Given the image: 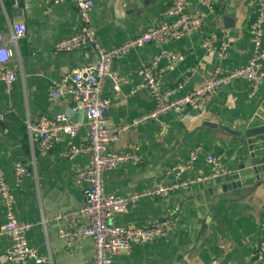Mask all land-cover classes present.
Instances as JSON below:
<instances>
[{
  "label": "crops",
  "instance_id": "obj_1",
  "mask_svg": "<svg viewBox=\"0 0 264 264\" xmlns=\"http://www.w3.org/2000/svg\"><path fill=\"white\" fill-rule=\"evenodd\" d=\"M91 1L90 23L95 40L105 49L148 27L175 19L164 13L172 0H139V4L137 0ZM206 1L210 8L198 0H187L185 11L197 12L205 21L195 31L163 45L148 43L112 62L111 68L120 81L118 90L113 89L109 79L103 83L102 95L110 100L105 121L109 126L131 125L108 149L133 152L140 161H125L105 171V193L122 195L177 178L211 175L213 168L205 159L208 154L221 155L224 172L240 163L243 138L232 131L242 129L262 109L264 79L251 92L249 82L236 78L220 85L202 108L170 111L134 122L155 106L148 91L140 87V62L151 61L161 50L182 55L172 69L160 74L163 87L175 88L174 96L201 86L215 66L235 69L250 57L253 46L248 27L257 0ZM16 21L25 25V35L12 46L11 64L16 78L9 89L0 83V110L7 112L0 121V169L14 196L13 214L16 220L30 223L27 242L45 257V261L31 264H91L93 242L89 237L68 241L59 236L60 229L86 223L87 219L56 218L84 205L85 183H78L75 173L89 163L90 156L80 153L68 158L67 136L47 152H40L31 138L27 119L34 114H65L71 109L74 118H69L80 120L70 98L48 100L47 91L63 73L94 62L96 52L89 45L74 50L54 49L56 41L79 28L77 8L69 0H0V33L7 37ZM223 34L227 48L221 59L204 48L202 41L212 36L219 42ZM165 64L161 59L158 66ZM78 123L75 142H85L88 129L83 116ZM196 147L197 156L186 170L180 175L168 172L171 166L186 163ZM19 161L27 163L29 173L16 184L13 170ZM200 182L163 197L144 198L110 216L109 223L134 227H145L168 215L176 217L165 234L149 242L132 243L113 255L112 264H257L252 255L254 243L264 239V177L196 203V194L204 190ZM5 220L6 206L0 195V225ZM10 242L9 236L0 234V264H17L5 257Z\"/></svg>",
  "mask_w": 264,
  "mask_h": 264
},
{
  "label": "built area",
  "instance_id": "obj_2",
  "mask_svg": "<svg viewBox=\"0 0 264 264\" xmlns=\"http://www.w3.org/2000/svg\"><path fill=\"white\" fill-rule=\"evenodd\" d=\"M46 3H59L65 0H44ZM77 8L79 18L78 30L69 37L54 43L55 50H74L89 45L96 52L94 62L74 68L54 79L47 91L48 100L70 98L73 108L81 111L84 123L88 129L85 142H75L79 123L71 120L63 113L52 116L34 114L27 119V127L31 138L35 141L40 152H47L56 143L69 137L66 147V156L73 158L80 153H87L90 161L78 169L75 178L78 183H85L83 187L84 205L77 210L56 215V218L82 216L86 223L76 224L72 228L59 230V236L68 241H75L82 237H89L93 242V256L91 264H112L113 255L128 249L132 243L149 242L165 234L175 223L176 217L168 215L162 219L151 222L145 227L123 226L108 222V218L115 213L123 212L135 206L144 198L153 199L163 197L171 191L223 173L220 154L206 155V161L212 166V174L193 178H177L174 181L152 188H146L127 194L105 193L103 190V174L119 163L131 161L138 163L140 158L133 152H114L108 149L111 142L116 140L131 124L109 126L105 121V111L110 100L102 95V86L105 79L112 82L113 89H119L120 77L111 68L114 60L148 43L163 45L171 39L179 38L191 33L204 24V18L197 12H186L187 0H172L164 9L166 15H173L175 19L168 24L148 27L141 33L128 37L120 44L109 49L100 47L95 40L94 30L90 23L91 0H69ZM210 8L206 0H198ZM264 0H257L255 14L248 27L249 39L253 49L246 63L235 69H228L217 65L204 83L181 96H174L175 88L163 87L160 74L165 69H172L182 58L181 54L161 50L149 62L142 61L139 65L141 77L140 87L145 88L155 102L154 109L134 120L138 122L152 119L159 114L170 111L181 113L186 109L202 108L210 100L220 85L230 83L233 79L243 78L251 84L253 92L264 79ZM6 37L0 33V83L7 89L16 78V71L11 64L13 56L12 46L25 35V25L14 23ZM225 34L218 42L216 37L210 36L202 41V46L214 52L219 58L226 56L227 44L224 42ZM165 59L166 64L159 67L158 63ZM7 112L0 110V121ZM199 147L193 149L189 160L182 165H173L168 172L180 175L196 158ZM29 173L27 163L16 162L13 177L16 184L22 181ZM0 195L6 206V220L0 225V234L9 236L10 246L5 251L6 259L17 264L41 263L45 257L29 245L26 231L30 223L15 219L12 202L14 196L6 183L5 175L0 169ZM252 259L257 264H264V239L254 243Z\"/></svg>",
  "mask_w": 264,
  "mask_h": 264
},
{
  "label": "water",
  "instance_id": "obj_3",
  "mask_svg": "<svg viewBox=\"0 0 264 264\" xmlns=\"http://www.w3.org/2000/svg\"><path fill=\"white\" fill-rule=\"evenodd\" d=\"M136 3L139 4V0ZM78 113L80 120L76 122L81 121L82 117V112L78 111ZM65 115L74 118L71 109ZM262 115H264V102L262 109L253 115L242 129L232 131L237 137L243 138L241 161L232 171L218 173L201 180L200 184L204 190L196 194V203L198 201L200 203L203 197L208 200L215 193L239 188L264 177V117Z\"/></svg>",
  "mask_w": 264,
  "mask_h": 264
}]
</instances>
